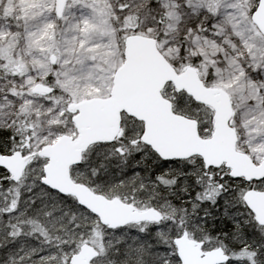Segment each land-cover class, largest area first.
<instances>
[{"label":"snow or ice","instance_id":"snow-or-ice-1","mask_svg":"<svg viewBox=\"0 0 264 264\" xmlns=\"http://www.w3.org/2000/svg\"><path fill=\"white\" fill-rule=\"evenodd\" d=\"M0 264H264V0H0Z\"/></svg>","mask_w":264,"mask_h":264}]
</instances>
